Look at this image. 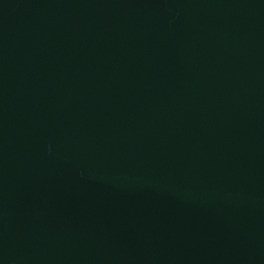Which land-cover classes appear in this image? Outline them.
Masks as SVG:
<instances>
[{
  "label": "water",
  "instance_id": "1",
  "mask_svg": "<svg viewBox=\"0 0 264 264\" xmlns=\"http://www.w3.org/2000/svg\"><path fill=\"white\" fill-rule=\"evenodd\" d=\"M0 264H264V0H0Z\"/></svg>",
  "mask_w": 264,
  "mask_h": 264
}]
</instances>
